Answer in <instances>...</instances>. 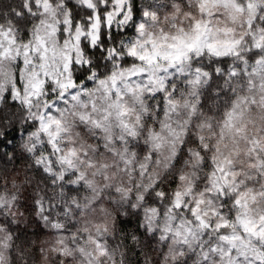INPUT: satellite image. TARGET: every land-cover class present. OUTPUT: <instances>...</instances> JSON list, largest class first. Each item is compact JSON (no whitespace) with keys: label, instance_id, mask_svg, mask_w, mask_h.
<instances>
[{"label":"clouds","instance_id":"9594fccd","mask_svg":"<svg viewBox=\"0 0 264 264\" xmlns=\"http://www.w3.org/2000/svg\"><path fill=\"white\" fill-rule=\"evenodd\" d=\"M0 264H264V0H0Z\"/></svg>","mask_w":264,"mask_h":264}]
</instances>
